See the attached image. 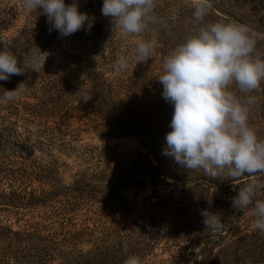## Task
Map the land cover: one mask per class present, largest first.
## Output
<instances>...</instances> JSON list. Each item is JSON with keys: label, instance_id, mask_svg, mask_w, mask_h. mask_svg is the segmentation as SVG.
Instances as JSON below:
<instances>
[{"label": "trees", "instance_id": "16d2710c", "mask_svg": "<svg viewBox=\"0 0 264 264\" xmlns=\"http://www.w3.org/2000/svg\"><path fill=\"white\" fill-rule=\"evenodd\" d=\"M97 3L102 6L103 0ZM194 4L156 0L162 22L141 36L116 33L121 29L101 12L90 17V31L62 37L50 31L40 9L30 13L16 37L0 41V50L13 51L19 65L30 50L37 53L64 40L72 46L62 55L60 72L30 68L0 81V93L23 83L18 99H31L21 100L20 106L0 104V112L6 110L0 124V214H7L0 218V264H124L130 255H138L142 264H264V232L254 227L250 210L238 211L231 203L239 188L254 179L264 182V176L213 179L203 169L190 171L162 154L174 109L162 98L158 78L165 57L200 26L193 20ZM211 4L206 22L248 25L264 54V0ZM141 39H155L156 47L150 59L137 63L134 49ZM121 56L129 58V67L117 72ZM232 90L241 95L234 85ZM251 95L256 99L250 124L264 139V82ZM78 113L105 140L131 139L139 149L121 150L117 143L77 148L72 144L76 129L56 126L51 119H72ZM12 115L37 123L40 139L32 140L28 130L21 135ZM36 147L47 156L44 162L32 157ZM63 150L86 162L66 184L58 176L56 156ZM35 181L38 187H32ZM4 183L8 190L1 187ZM257 198L264 200V189ZM203 210L221 216L220 230L206 229ZM98 211L119 214L116 222L122 224L86 225L87 212ZM8 216L16 227L6 222ZM164 251L169 257L159 259Z\"/></svg>", "mask_w": 264, "mask_h": 264}, {"label": "clouds", "instance_id": "9594fccd", "mask_svg": "<svg viewBox=\"0 0 264 264\" xmlns=\"http://www.w3.org/2000/svg\"><path fill=\"white\" fill-rule=\"evenodd\" d=\"M20 3L26 13L42 9L50 31L54 29L62 37L90 31L93 26V19L79 11L77 0L71 4L65 0ZM211 8V0H195L193 20L200 26L164 59V72L158 80L163 88L162 98L174 111L162 154L190 171L203 169L213 179L223 176L236 181L245 175L264 176V139L249 120L256 99L251 94L264 82V54L258 51V38L248 25L206 22ZM155 10L156 0H103L101 8L102 15L111 17L123 33L136 36L154 30L162 22ZM155 47V39L138 40L134 49L137 63L150 59ZM39 55L44 54L39 50ZM26 56L31 63L38 62L35 52L30 50ZM25 65V59L19 65L17 55L3 48L0 81L23 75L29 69ZM128 67L129 58L125 56L115 63L117 72ZM233 85L241 95L232 90ZM23 92V83L15 90H3L0 104L17 100ZM262 189L264 182L254 179L239 188L231 203L238 211L250 210L254 227L264 232V200L257 198ZM201 215L206 229H221L220 215L207 210ZM124 264H142V260L138 255H130Z\"/></svg>", "mask_w": 264, "mask_h": 264}, {"label": "rangeland", "instance_id": "374dc122", "mask_svg": "<svg viewBox=\"0 0 264 264\" xmlns=\"http://www.w3.org/2000/svg\"><path fill=\"white\" fill-rule=\"evenodd\" d=\"M100 0H78L79 11L87 13L89 17H96L99 13H101L102 6L97 3ZM30 18V13H26L21 6L20 0H0V41H3V38H14L19 32L25 28L28 23V19ZM118 27V26H117ZM116 33H123L121 30ZM124 34V33H123ZM70 41H61L54 45H46L44 46L40 52L44 55H39V51L36 53L39 57L38 62L35 64L31 63L30 58H20V64H23V59L26 60V67L29 69H38V68H46L50 72H60V61L62 55L65 51L70 50L72 46L70 45ZM103 49L104 46H101ZM21 100L31 101V99H27L22 97L21 99H17L13 101V104L19 105ZM6 110L0 112V124L2 122L1 116L5 113ZM21 114V112H19ZM78 117L72 119H61V120H52L54 125L60 126L62 128H70L76 129L77 136L72 141L77 148L86 147V145L91 146H101L105 143H108L109 146H112L114 143L119 145L121 150H129L135 152L138 148L137 143L131 139H121V140H105V138L100 137L94 130L89 129L87 125L84 124L83 120H79V117L82 113L77 114ZM13 123H15L14 128L22 135L25 133V130H28L32 134V140H38L42 136L37 129L39 128L37 123H27L23 122L21 118L16 116H10ZM23 138H20V140ZM56 156L59 158V178L61 179L62 184H66L70 182L72 179V174L76 171L83 169L86 166V162H84L78 153L72 152L69 153L67 150H63L61 152H57ZM37 160L45 161L47 156L39 147H36L33 151V156ZM38 182H34L32 187H38ZM5 190H8L7 184L1 185ZM141 194L140 196H143ZM127 198L130 199L132 194L129 192L126 194ZM5 212L0 214V218H6ZM83 218H89L86 225L93 227V225H103V226H120L121 222H116L121 219L119 214H113L108 212L98 211L97 213L87 212V214ZM15 219L13 216H8L6 222L8 224L13 223V226L16 227L14 223ZM77 222L82 223V219H78ZM169 254L167 252H160L159 259L168 258Z\"/></svg>", "mask_w": 264, "mask_h": 264}]
</instances>
